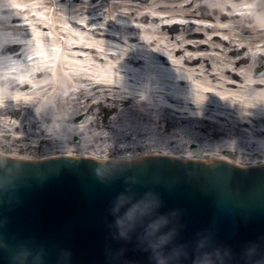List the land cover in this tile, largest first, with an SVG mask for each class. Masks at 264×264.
Here are the masks:
<instances>
[{
    "label": "bare ground",
    "instance_id": "obj_1",
    "mask_svg": "<svg viewBox=\"0 0 264 264\" xmlns=\"http://www.w3.org/2000/svg\"><path fill=\"white\" fill-rule=\"evenodd\" d=\"M18 4L25 7H16ZM201 8L199 16L212 17L215 22V26L209 22L204 24H210L217 32H225L213 36L223 43L224 53L219 59L226 66L218 68L211 60L208 62L214 55L201 53H186L180 62L167 50L164 57L170 66L162 65L159 60L162 54H153L144 45L175 39L181 31L182 39L176 40L178 44L172 50L181 51L191 46L198 49L201 43L190 37L185 39L184 33L191 36L187 27L195 22L189 17ZM204 8L208 10L205 12ZM106 15L129 17L126 23L110 18L104 25L125 28L129 33L120 38L137 40L142 45L124 48L105 39L103 36L110 35L109 32L95 23ZM25 19L31 24L25 23ZM81 20L85 23L81 24ZM33 26L43 34L39 39L61 46L58 52L49 49L55 59L40 56L28 59L39 50L33 41ZM87 26L90 32L84 30ZM261 46H264V0H0V137L4 134L2 131L14 132L21 124L10 115L17 108L28 109L38 97L47 100L48 96L59 93L61 85L90 83L92 89L102 88L94 90L93 94L118 91L141 99V103L150 108L179 104L182 107L179 111L188 112L189 117H199L212 110L210 113L228 117L233 122L226 131L227 138L221 139L218 147L192 148V144L190 149L181 148L178 152L151 151H166L170 156L187 159L210 158L217 154L237 165L264 162V138L251 136L245 140L239 127L250 125L256 127L258 134L264 132V86H259L264 84V74L259 75L261 71L252 75L250 64L256 54L264 52ZM199 60L206 61V68L193 67ZM98 62L102 63L98 65ZM238 78L244 83L242 88L233 90L225 85L228 80ZM32 114L51 119L53 125L47 127L50 133L57 129L64 134L77 133L87 124L83 115L80 120L75 118L67 126L63 125L65 127L55 126L56 121L64 118L50 105L44 113L34 108ZM64 152L76 153L68 148L61 153Z\"/></svg>",
    "mask_w": 264,
    "mask_h": 264
},
{
    "label": "water",
    "instance_id": "obj_2",
    "mask_svg": "<svg viewBox=\"0 0 264 264\" xmlns=\"http://www.w3.org/2000/svg\"><path fill=\"white\" fill-rule=\"evenodd\" d=\"M167 155L0 154V264H156L153 244L161 241L181 264L217 250H231L236 264L248 245L264 249V162ZM130 189L144 195L116 214ZM165 225L171 226L161 231Z\"/></svg>",
    "mask_w": 264,
    "mask_h": 264
},
{
    "label": "rangeland",
    "instance_id": "obj_3",
    "mask_svg": "<svg viewBox=\"0 0 264 264\" xmlns=\"http://www.w3.org/2000/svg\"><path fill=\"white\" fill-rule=\"evenodd\" d=\"M198 1L203 2V0ZM192 8L194 9V7ZM204 9L205 12L208 10ZM201 11L202 8L198 9V12L194 11V15L189 17L195 22L191 27H187L192 32L191 36H185L184 33L185 39L190 37L201 43V47L198 49L191 46L181 51L172 50L174 45L178 44L176 40L180 41L182 39L183 34L181 31L178 32L179 34L176 35L175 39L168 38L167 42H154L151 45L145 44L144 47L153 54L161 53L159 60L165 66H170V63H167V59L164 57V52L167 50L180 62H182L186 53L214 55L215 57L209 59L208 62L211 60L212 64L222 69L226 66L219 59L220 55L224 53L223 43L218 37L213 35L216 33L224 35L225 32L215 31L212 27L215 26L212 17L199 16ZM110 18L116 22L123 23L128 21L127 18L129 19L126 16H115L113 18L110 15H106L96 20L95 24L103 25L104 31L110 34L103 36L105 39L124 48L129 45H142L137 40L130 41L120 38L121 35L129 33L125 28L104 25ZM205 22H209L212 26L210 24L207 26V24H204ZM89 28L87 26L84 30L90 32ZM134 32L132 31L131 33L134 34ZM157 47L162 50H157ZM261 48L264 49V46H261ZM73 53H79V51H73ZM254 58L253 62L250 61L251 73L252 75L257 74V68L263 66L262 73L259 74L263 76L264 52L256 54ZM101 63L98 62V65ZM198 66L206 68V61L199 60L193 67ZM243 84L238 78L237 80H228L225 85L236 90L242 88ZM259 86L263 87L264 84ZM101 89L100 87L92 89L90 83L83 85L77 82L69 84L67 87H62L61 85L59 93L48 96L47 100L38 97L33 103L35 107L31 106L28 109L24 107L17 108L10 115L16 117V120H19L21 124L15 128L14 132L13 130L2 131L4 134L0 137V151L8 154H29L32 156H39L67 148L77 152L110 156H130L133 153L137 154L138 152L151 151L153 149H166L178 152L181 151V148L182 150L190 149L192 144H195L196 147L199 145L218 147L220 140L227 138L225 137L227 129L233 125V122L228 117L214 115L210 113L212 110L199 117H189L188 112L179 111V108H182L179 104H175L174 107L158 105L150 108L141 103V99L128 97L123 92L107 91L93 94L94 90L101 91ZM49 105L61 113L64 118L56 121L54 123L55 126H67L81 113L85 114L87 118L86 126L82 127L83 129L77 133L70 131L64 134L59 129L50 133L47 127L53 125L51 119L44 118L40 114H37L38 116L32 114L34 108H40L41 112L44 113ZM103 108H112L114 112L110 121L104 127H98L99 121L96 120V117L101 114ZM239 127L243 130V136L241 137L245 140L250 139L251 136L264 138V132L258 134L254 126L240 125ZM240 147L245 149L244 146ZM183 153L187 154L188 152Z\"/></svg>",
    "mask_w": 264,
    "mask_h": 264
},
{
    "label": "clouds",
    "instance_id": "obj_4",
    "mask_svg": "<svg viewBox=\"0 0 264 264\" xmlns=\"http://www.w3.org/2000/svg\"><path fill=\"white\" fill-rule=\"evenodd\" d=\"M167 241H161L153 244V252L156 258V264H181V261L173 252H165L161 245ZM234 257L231 250L225 253L214 254L212 251H206L192 260V264H232ZM117 264H126L125 261H118ZM236 264H264V249L258 243L248 245L236 260Z\"/></svg>",
    "mask_w": 264,
    "mask_h": 264
},
{
    "label": "snow or ice",
    "instance_id": "obj_5",
    "mask_svg": "<svg viewBox=\"0 0 264 264\" xmlns=\"http://www.w3.org/2000/svg\"><path fill=\"white\" fill-rule=\"evenodd\" d=\"M16 7L23 8V7H25V5H19L18 4V5H16ZM39 14L43 15L42 13H39ZM24 22L28 23V24H31V21H28L27 19H25ZM80 23L84 24L85 21L81 20ZM92 27H96V25H92ZM41 35H43V34L37 32V30L33 26V41L37 45L39 50L38 51H34L32 53V55H29L28 59L31 60L33 58V56H40V57L46 58V59H55V56H50L49 49H51L53 52H58L59 50H61V46L50 44V43H48V42H46V41H44L42 39H39V37ZM48 35H52V33H48ZM33 41H28V42L31 43ZM5 42H7V39L5 40ZM20 42H25V41H20ZM13 63H15V61H13ZM21 79H24V78L21 77ZM18 98H19V96H17V99ZM125 191H128V196L122 201V206L118 208V211H117L116 214L123 213L129 207V205L132 203L133 200L139 199L141 196L144 195V194H142V195L138 194L133 189L125 190ZM158 209L156 210L154 215H157V214L160 213V211H158ZM149 218H151V217H147V218H145V221L143 223H139L137 225L136 231L142 232L143 231V227H144V223H146L147 219H149ZM170 226L171 225H165L160 230L161 231H166L167 228L170 227ZM135 234H136V232H133V237H135Z\"/></svg>",
    "mask_w": 264,
    "mask_h": 264
},
{
    "label": "trees",
    "instance_id": "obj_6",
    "mask_svg": "<svg viewBox=\"0 0 264 264\" xmlns=\"http://www.w3.org/2000/svg\"><path fill=\"white\" fill-rule=\"evenodd\" d=\"M113 112L114 110L112 108L111 109L103 108L101 114H99L96 117V120L99 121V123L97 124L98 127L105 126L110 121V118L112 117Z\"/></svg>",
    "mask_w": 264,
    "mask_h": 264
}]
</instances>
